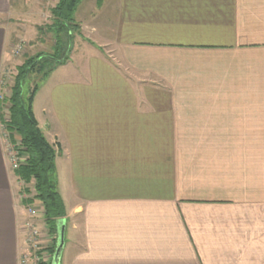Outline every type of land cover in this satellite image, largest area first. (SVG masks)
I'll use <instances>...</instances> for the list:
<instances>
[{
    "label": "crops",
    "instance_id": "crops-1",
    "mask_svg": "<svg viewBox=\"0 0 264 264\" xmlns=\"http://www.w3.org/2000/svg\"><path fill=\"white\" fill-rule=\"evenodd\" d=\"M75 19L99 44L32 101L57 151V264H264V0H82ZM21 182L0 121V264L24 245Z\"/></svg>",
    "mask_w": 264,
    "mask_h": 264
},
{
    "label": "trees",
    "instance_id": "trees-1",
    "mask_svg": "<svg viewBox=\"0 0 264 264\" xmlns=\"http://www.w3.org/2000/svg\"><path fill=\"white\" fill-rule=\"evenodd\" d=\"M81 1L56 0L50 7L51 21L47 29L52 33V39L49 49L24 55L14 68L7 93L0 99V121L22 157L14 173L26 185L25 203L38 204L41 226L50 235L58 230V222L66 217V210L57 188V151L40 131L32 101L40 81L56 64L68 58L73 36L80 30L75 10ZM32 74L38 75V80L25 88V82Z\"/></svg>",
    "mask_w": 264,
    "mask_h": 264
},
{
    "label": "rangeland",
    "instance_id": "rangeland-1",
    "mask_svg": "<svg viewBox=\"0 0 264 264\" xmlns=\"http://www.w3.org/2000/svg\"><path fill=\"white\" fill-rule=\"evenodd\" d=\"M56 0H14L13 4L18 5V9H22L25 7V9L21 11H18L19 13H11V18L8 19V24L12 27V33L10 36V42L7 49V55L8 60L6 62L7 68L5 69V74L2 77L1 80V88H0V95H4L7 93V87L8 84L11 82V78L15 73V66L17 63L22 61L24 55H33L39 51H46L50 47L49 41L52 39V33L47 29L50 21H51V13H50V7L54 5ZM63 36V34H62ZM90 37V38H89ZM94 41L97 44H99V39L96 37V35H83L81 33V30H79L78 34H74L72 43H71V50L68 54V60L71 56V52L74 49L75 45L79 44L82 41ZM21 43L22 48L20 51L15 54L14 53V46ZM90 43V42H89ZM94 45L91 44V46L84 48V50L93 51L95 50ZM65 60V61H66ZM38 75H30V77L25 82V88L31 87L34 82H37ZM45 78V77H44ZM41 83V81H40ZM39 83V84H40ZM41 130L44 131V129L41 127ZM6 134V131L1 129V137L3 138V134ZM61 175V173H60ZM22 181V180H21ZM61 182L65 181L64 178L61 177ZM61 183L63 186L64 184ZM25 184L22 181L20 183V195L21 198L27 197V192L25 189ZM25 200V199H24ZM38 211L39 213V206L38 204L32 205ZM26 209V205H25ZM37 218L39 219L38 225H41V216L40 213L38 214Z\"/></svg>",
    "mask_w": 264,
    "mask_h": 264
},
{
    "label": "built area",
    "instance_id": "built-area-1",
    "mask_svg": "<svg viewBox=\"0 0 264 264\" xmlns=\"http://www.w3.org/2000/svg\"><path fill=\"white\" fill-rule=\"evenodd\" d=\"M21 48V43L15 45L13 48L14 53L17 54ZM1 98L2 94L0 95ZM1 129L5 130L2 123ZM2 139L5 157L14 171L18 167L22 157L14 144L10 142L7 133L3 134ZM25 198L23 197L22 199L24 200ZM38 214V211L34 207L26 204V217L20 225L24 245L19 253L18 264H55L54 253L57 244H52L51 235L41 225H38Z\"/></svg>",
    "mask_w": 264,
    "mask_h": 264
},
{
    "label": "water",
    "instance_id": "water-1",
    "mask_svg": "<svg viewBox=\"0 0 264 264\" xmlns=\"http://www.w3.org/2000/svg\"><path fill=\"white\" fill-rule=\"evenodd\" d=\"M64 229H65V218L61 219L60 224H59V228H58L59 242H58V245H57V247L55 249V253H54L55 264L58 261L59 254H60L61 249L63 247Z\"/></svg>",
    "mask_w": 264,
    "mask_h": 264
}]
</instances>
